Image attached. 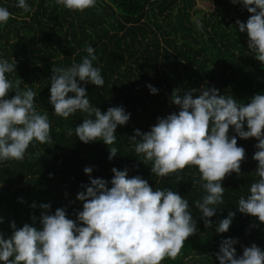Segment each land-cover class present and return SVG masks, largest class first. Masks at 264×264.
Wrapping results in <instances>:
<instances>
[{
    "label": "trees",
    "instance_id": "1",
    "mask_svg": "<svg viewBox=\"0 0 264 264\" xmlns=\"http://www.w3.org/2000/svg\"><path fill=\"white\" fill-rule=\"evenodd\" d=\"M27 2L34 9L29 13L16 7L17 0H0V6L12 13L0 27V57L16 61L9 79L14 83L19 79L20 90L30 87L36 93L37 111L48 112L52 142L33 141L23 160L0 162V234L10 238L13 222L17 229L24 224L39 228L41 204L50 205V215L63 208L75 222L82 211L76 196L90 179L84 169L92 168L91 178L110 182L111 170L116 168L127 169L129 177L140 176L153 190L170 188L189 202L198 231L186 239L175 259L166 258L162 264H219L220 243L229 238L237 241L238 257L252 244L264 250V223L236 208L239 197L247 196L248 187L257 179L255 138L236 137L245 157L240 173L226 175L221 181L223 203L210 218V228H205L204 218L193 206L204 195L192 183L199 179L197 168L186 166L168 177H157L150 171L151 162L143 164L128 143L134 130L146 133L158 118L178 113L179 107L171 102L174 90L183 95L195 89V98L202 89L215 88L244 104L264 94V64L248 50L247 33L239 32L236 24L237 20L247 22L251 15L247 9L231 0H212L218 9L208 15L197 7L196 0H97L95 8L83 12L65 9L55 0ZM86 45L95 49L94 66L101 67L105 80L102 87L80 82L90 102L101 113L122 107L130 114L128 122L115 130L117 143L109 147L118 152L111 160L109 147L102 141L85 144L75 134H66L88 118L86 113L78 111L64 119L53 113L49 103L52 67L80 63L87 55L83 51ZM147 85L157 93L151 94ZM14 95L9 91L6 98ZM228 135H235L231 127ZM229 211L235 213L229 230L216 233V226Z\"/></svg>",
    "mask_w": 264,
    "mask_h": 264
},
{
    "label": "clouds",
    "instance_id": "2",
    "mask_svg": "<svg viewBox=\"0 0 264 264\" xmlns=\"http://www.w3.org/2000/svg\"><path fill=\"white\" fill-rule=\"evenodd\" d=\"M65 9L83 12L95 8L97 0H55ZM241 4L250 13L246 23L236 21L239 32L247 33L248 50L264 64V0H231ZM16 7L25 13L33 11L27 0H17ZM12 13L0 6V27ZM201 25L197 24L199 29ZM80 63L69 67H52L50 99L53 113L64 119L82 112L88 118L66 134H75L87 144L102 141L108 147L117 143L115 130L125 125L130 114L122 107H110L101 113L89 100L80 82L102 87L105 80L101 67L94 62L97 56L91 45H86ZM16 61L0 57V162L23 160L33 141L51 143L48 112H39L35 106L36 93L29 87L20 90L9 74L15 73ZM151 94L157 89L147 85ZM14 91L12 98H6ZM195 89L181 95L174 90L171 102L178 113L158 118L150 131L134 130L128 143L134 146L140 161L151 162L150 171L157 177H168L186 166H195L199 185L204 195L194 202L210 228L217 206L223 203L225 188L221 181L226 175L240 173L245 151L237 146V136L255 138L257 179L248 187L247 196L241 195L237 211L255 217L264 223V94H257L247 103L237 102L230 95H221L215 88L202 89L194 98ZM245 125L247 130H245ZM230 127L235 133L229 137ZM118 149L109 147V160ZM112 179L91 178L92 168L86 167L89 184L76 196L82 202V211L76 221L68 218L63 208L48 214L50 205L41 204L40 227L24 224L17 229L13 222L12 235L5 239L0 234V264H162L175 259L186 239L195 234L196 221L186 198L170 188L153 190L140 176L129 177L128 170L112 168ZM179 182V177H177ZM111 185L109 187L108 185ZM36 207L35 204L32 205ZM235 213L229 211L215 228L226 233ZM33 223L35 218L33 217ZM0 223L3 220L0 219ZM235 239L221 241L216 260L219 264H264V250L255 244L236 254ZM11 258V259H10Z\"/></svg>",
    "mask_w": 264,
    "mask_h": 264
},
{
    "label": "rangeland",
    "instance_id": "3",
    "mask_svg": "<svg viewBox=\"0 0 264 264\" xmlns=\"http://www.w3.org/2000/svg\"><path fill=\"white\" fill-rule=\"evenodd\" d=\"M197 7L205 13V15H208L214 10L218 9V6L215 5L212 0H196ZM195 20L198 21L199 16L194 17Z\"/></svg>",
    "mask_w": 264,
    "mask_h": 264
}]
</instances>
